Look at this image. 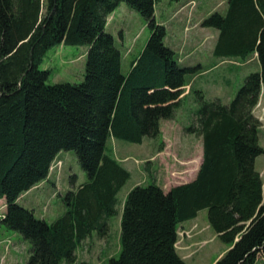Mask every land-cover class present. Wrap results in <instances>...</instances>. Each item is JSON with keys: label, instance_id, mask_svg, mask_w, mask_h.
Masks as SVG:
<instances>
[{"label": "trees", "instance_id": "16d2710c", "mask_svg": "<svg viewBox=\"0 0 264 264\" xmlns=\"http://www.w3.org/2000/svg\"><path fill=\"white\" fill-rule=\"evenodd\" d=\"M161 1L0 0V200L6 201L0 226L31 243L27 264H81L77 250L93 232L108 235L117 196L131 178L107 153L109 139L142 144L175 118L195 68L182 67L166 45L167 29L156 18ZM123 3L151 31L127 73L106 31ZM202 26L219 31L216 56L257 54L260 70L229 104L196 91L200 107L188 129L203 138L196 180L168 193L157 183L133 188L124 202L120 256L109 264H187L177 249L179 227L202 210L229 247L216 264H257L264 255V181L256 169L264 148L254 115L264 86V0H228L226 15L216 12ZM60 45L89 48L82 83L48 84L50 71L40 66ZM63 151L75 152L88 180L68 192L67 212L49 223L19 201L48 180Z\"/></svg>", "mask_w": 264, "mask_h": 264}, {"label": "rangeland", "instance_id": "374dc122", "mask_svg": "<svg viewBox=\"0 0 264 264\" xmlns=\"http://www.w3.org/2000/svg\"><path fill=\"white\" fill-rule=\"evenodd\" d=\"M227 11L228 0H162L157 4V21L167 29L166 45L175 51L182 67H193L195 72L186 76L189 85L185 88L175 118L164 120V134L157 139L145 138L144 145L109 139L107 153L128 158L124 166L130 171L131 178L117 196V213L107 221L108 235L99 237L97 232H93L77 250L78 263L109 264L112 258L120 256L124 202L133 188L138 185L149 186L157 181L163 186L166 179L175 183L181 181L177 180L180 176L171 174V169L175 164L176 151L185 157L188 150L185 148L180 151L181 148L174 145L180 143L187 146L191 140L194 145V141L202 137L199 133L188 131L196 123L195 115L200 107L196 91H202L207 101L220 99L229 104L246 77L260 70L256 54L247 59L215 55L219 31L204 28L202 23L216 12L226 15ZM106 31L114 37L115 45L122 53V71L127 73L131 62L140 56L151 36L148 24L138 12L123 3L110 15ZM88 50L87 46L69 45L51 48L40 66V69L50 71L48 84L82 83ZM254 115L262 123L259 138L264 148V89ZM152 144L156 145L155 148H152ZM59 163H62L61 168L58 167ZM256 169L264 181V154L257 158ZM72 176H76L74 183ZM50 177L52 182L34 187L22 196L19 203L34 210L37 218L53 223L67 212L64 199L68 192L76 191L86 183L88 177L73 151L61 152ZM5 209L6 201L2 200L0 214ZM185 225L179 227L177 249L187 264H216L229 249L211 228L207 210L200 211L196 219L185 222ZM5 236L10 237L13 245L9 252L3 245L0 246V264H27L31 243L20 234L0 226V240ZM257 264H264V255L259 257Z\"/></svg>", "mask_w": 264, "mask_h": 264}, {"label": "crops", "instance_id": "0c3cea01", "mask_svg": "<svg viewBox=\"0 0 264 264\" xmlns=\"http://www.w3.org/2000/svg\"><path fill=\"white\" fill-rule=\"evenodd\" d=\"M109 19H110V16L108 18V21H109ZM107 26H108V24H107ZM122 64H123V62H122ZM163 123H164V121L161 122V135L164 134V128H163L164 125H163ZM171 128H173V127H171ZM111 139L114 140V138H111ZM190 140L191 139L186 140V141H190ZM191 141L192 142H188L187 146H184L183 144H180V143L179 144L175 143V145H174V146H178V149L181 148L180 151L183 150V149H185V148H187L186 150H188L185 157L184 156L181 157L180 154L177 153V151H176V154H175L176 155L175 164L172 166V169H171V174H174L175 176H180L179 179H177V180H181V181L178 182V183H175V182H172L170 180L167 181V179H166V183L163 186L161 185L162 183H160L158 181L156 182L166 193L170 192L174 187H178V186H181V185L189 184V183L195 181L196 178H197V176H198V174H199L201 165L203 163V156H204L203 138L202 137H199L198 138V141L196 139V142L197 143L194 141V143H195L194 145H192L193 140H191ZM144 144H145V140L140 145H144ZM153 144H152V148H155L156 145L154 146ZM153 151L156 152L155 150H153ZM157 151H160V149L157 150ZM116 159L118 161H120L124 165L125 164V161L128 158L116 157ZM56 161H57V159L55 160V162ZM155 167L156 166L153 165L154 170H156ZM46 182H52V179H51L50 176H49L48 180L40 183L38 186L44 185V184H46ZM38 186H36V187H38ZM28 193H26V194H28ZM26 194H24L23 196H25ZM21 198H20V200H21ZM0 201H2V200H0ZM180 226L182 227V226H186V225H185V223H183ZM7 239H10V237H6V236L5 237H2L0 241H4V240H7ZM0 257H1V255H0Z\"/></svg>", "mask_w": 264, "mask_h": 264}, {"label": "built area", "instance_id": "2783aa9c", "mask_svg": "<svg viewBox=\"0 0 264 264\" xmlns=\"http://www.w3.org/2000/svg\"><path fill=\"white\" fill-rule=\"evenodd\" d=\"M61 166H62V163H59V164H58V167L61 168ZM54 170H55V165L51 167L50 172L52 173ZM2 244H4V247H5V249H6V252H9V250H10V248H11V246H12V242H11L10 240H6V241L0 243V246H1Z\"/></svg>", "mask_w": 264, "mask_h": 264}]
</instances>
